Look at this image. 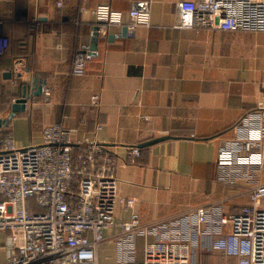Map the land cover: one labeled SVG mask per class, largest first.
I'll list each match as a JSON object with an SVG mask.
<instances>
[{"label":"crops","instance_id":"0c3cea01","mask_svg":"<svg viewBox=\"0 0 264 264\" xmlns=\"http://www.w3.org/2000/svg\"><path fill=\"white\" fill-rule=\"evenodd\" d=\"M58 1L0 0L10 40L0 53V118L8 117L23 85L33 93L34 85L45 82L42 93L0 127V149L6 138L20 146L41 143L43 128L62 121L77 129L75 141L97 139L115 156L119 193L136 199L133 208H116V220H128L135 210L153 228L136 238L137 260L146 240L187 237L193 243L191 264H238L213 244L230 230L220 219L249 204V190L264 182V141L246 152L237 147L242 155L258 152V162L222 164L218 153L238 138L236 127L262 99L264 31L179 28L183 0ZM140 1L149 2L150 24L126 36L122 26H112L106 36L99 34L97 54H88L98 24L91 10L110 3L128 11ZM81 54L87 73L73 75ZM94 94L101 97L99 105L91 102ZM163 135L175 137L139 146ZM133 146L140 156L132 154ZM199 207L209 209L210 219L192 227ZM120 232L118 226L105 231L101 261H119ZM7 237L0 230V264L6 261Z\"/></svg>","mask_w":264,"mask_h":264},{"label":"built area","instance_id":"2783aa9c","mask_svg":"<svg viewBox=\"0 0 264 264\" xmlns=\"http://www.w3.org/2000/svg\"><path fill=\"white\" fill-rule=\"evenodd\" d=\"M91 11L101 36L112 26H125L133 34L151 22L147 1L128 11L110 3H100ZM177 26L264 31V0H183ZM9 43L0 20V53ZM71 73H87L83 54L75 58ZM44 93L51 95L49 88ZM261 95L258 107L236 127L238 138L220 149L219 163L260 161L258 152L242 155L237 147L246 152L264 141V88ZM100 99L94 94L91 102L99 105ZM76 132L55 121L43 128L41 143L20 146L12 138L4 140L0 149V230L7 231L8 237L3 264H191L193 243L187 237L146 240L142 260L133 256L136 238L147 237L153 228L135 210L128 220H116V208H133L136 199L119 193L115 156L97 139L75 141ZM131 152L141 155L137 146ZM248 197L249 204L220 219L230 230L213 245L237 257L238 264H264V182L254 185ZM192 217V227L201 225L210 219V211L199 207ZM116 226L121 229L116 235L121 256L116 263H106L99 259L98 249L105 231Z\"/></svg>","mask_w":264,"mask_h":264},{"label":"water","instance_id":"95a60500","mask_svg":"<svg viewBox=\"0 0 264 264\" xmlns=\"http://www.w3.org/2000/svg\"><path fill=\"white\" fill-rule=\"evenodd\" d=\"M98 30H99V25H96L94 27V30H93V33H92V44H91V47H90V51H88V54H90V55H96L97 54L98 39H99V31ZM127 33H128L127 28L124 26L123 29H122V35L126 36ZM82 52L84 53L85 51H82ZM44 84H45V82L43 84H41V85H38V84L34 85V91H32L33 93H29L30 91H28V88L31 87L30 85H28V84L23 85L22 96L14 101V103L12 104L11 111H10L8 117L4 118V119L0 118V127L7 123V119L12 118L19 111L25 110L26 102L28 101V99H30V97L32 95H35V96L36 95H40L42 93L43 89H44V87H43ZM174 137L175 136H172V135H163V136H159V137H154V138H151V139H149L147 141H144V142L140 143L139 146L140 147L149 146V145H152V144H155V143H158V142H161V141H165L167 139L174 138Z\"/></svg>","mask_w":264,"mask_h":264},{"label":"rangeland","instance_id":"374dc122","mask_svg":"<svg viewBox=\"0 0 264 264\" xmlns=\"http://www.w3.org/2000/svg\"><path fill=\"white\" fill-rule=\"evenodd\" d=\"M239 52H245V53H247L244 49H242L241 47L239 48ZM3 136H4V132L3 131H0V140H3L4 138H3Z\"/></svg>","mask_w":264,"mask_h":264}]
</instances>
